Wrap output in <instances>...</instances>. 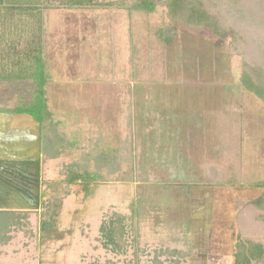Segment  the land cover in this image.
I'll return each instance as SVG.
<instances>
[{
    "label": "rangeland",
    "instance_id": "374dc122",
    "mask_svg": "<svg viewBox=\"0 0 264 264\" xmlns=\"http://www.w3.org/2000/svg\"><path fill=\"white\" fill-rule=\"evenodd\" d=\"M241 1L212 8L223 33L244 32L238 49L234 39L207 27L180 26L164 44L160 31L169 21L163 7L151 14L47 11L46 93L56 128L40 159L39 197L64 199L65 208L43 229L39 208L28 211V224L0 249V264H155L157 255L156 264H173L165 250L175 249L186 252L181 264H233L241 215L262 194L254 185L264 183V100L241 83L264 62V0L251 27L238 18ZM31 90L29 83L0 82V110ZM131 109L138 115L133 126L117 121ZM192 113L205 124L192 122ZM6 115L0 113V136L20 153L31 145L36 155L38 123ZM93 133L129 161L86 189L70 187L67 166L99 155L102 144ZM63 142L73 145L57 149ZM56 149L62 151L53 158L48 153ZM35 193L23 195L28 207L36 208ZM4 216L0 225L10 220ZM118 218L126 228L121 252L107 245L105 231Z\"/></svg>",
    "mask_w": 264,
    "mask_h": 264
},
{
    "label": "trees",
    "instance_id": "16d2710c",
    "mask_svg": "<svg viewBox=\"0 0 264 264\" xmlns=\"http://www.w3.org/2000/svg\"><path fill=\"white\" fill-rule=\"evenodd\" d=\"M226 1L229 0H130V2L126 0L124 3H99L96 0H0V82L14 85L29 83L33 88L29 91L30 95L22 91L18 92L13 100L12 108L7 110L4 108L0 110V113L30 116L39 125L41 156L47 152L48 144L45 143L48 139L51 140L55 131L54 113L49 107L46 93V86L51 79L45 60L46 13L50 9L122 8L127 11L151 14L155 13L157 8L163 7L169 21V25L160 31V39L164 44L169 45L174 41L180 26L193 29L207 27L222 38L234 39L232 46L238 49L241 47L239 41L244 38V32L236 33L234 29L229 28V32L223 33L220 30L217 16L212 14L215 4ZM260 2L262 4V0H246L244 4L239 5L238 18L248 27L253 26L255 17L261 16L259 14L262 10L259 8ZM242 85L264 100L263 61L252 67L250 73L243 74ZM56 140L62 143L63 139L56 136ZM63 143L64 146L58 143L57 149L63 147L64 151L66 146L73 145L69 142ZM101 144L96 159L93 157L89 162L79 160L67 166L66 184L72 187L80 183L86 189L92 182H95V178L99 180L101 174H114L121 169L122 164L129 161L127 157L122 156L121 152L116 151L114 155L112 146L109 147L105 142ZM57 149L55 152L50 150L48 154L53 158L58 157V154H55L62 150ZM254 186L261 190L262 194L248 203L241 215L240 230L232 257L233 264H264V183ZM38 208L36 213L40 215V226L43 229L61 217L65 201L54 196L46 200H40L39 197ZM249 213L252 216L248 215ZM0 214L5 215L4 218L10 217L6 225L4 223L0 225V245L4 246L12 241V233L17 228H23L28 224L30 212L0 211ZM137 216L139 217V213L135 217ZM105 231L108 238L107 245H112L113 248H117V252H121L122 248L119 243L122 240L123 244L126 234L121 218H118ZM180 252L182 251L176 249L165 250V254L176 258L173 264H181V258L186 256V252ZM158 256L155 258V264L158 262Z\"/></svg>",
    "mask_w": 264,
    "mask_h": 264
},
{
    "label": "crops",
    "instance_id": "0c3cea01",
    "mask_svg": "<svg viewBox=\"0 0 264 264\" xmlns=\"http://www.w3.org/2000/svg\"><path fill=\"white\" fill-rule=\"evenodd\" d=\"M135 111H132V109L130 111L125 110V113L117 114L118 116L116 119L118 122H127L129 126H133V123L135 122L134 118L138 116ZM6 116H16V118L17 116L19 117L17 114H7ZM24 116L33 120L28 115ZM191 116L193 117L192 122L201 121V124H205L206 122L203 115L199 120H196L194 113H192ZM90 137H95L98 142H110L107 140V137H104L102 134L93 133ZM7 142H12V140L9 141L8 138L4 139L0 136V211L18 212L32 210L34 212L39 206V192L41 190V185H39L41 159L40 145L38 143L39 146L36 151L37 154L35 155L34 149L33 147L31 148V145L27 147L24 146V151L22 150L23 152L20 153L17 144H13L12 147H10ZM13 142L17 141L13 140ZM4 147H7V150H3ZM19 190H21V193H19ZM34 192H36L34 197L36 200V208L28 207L29 203L25 202L26 198L23 195L33 194ZM12 241L8 245H0V249L2 247L5 248L10 246Z\"/></svg>",
    "mask_w": 264,
    "mask_h": 264
}]
</instances>
